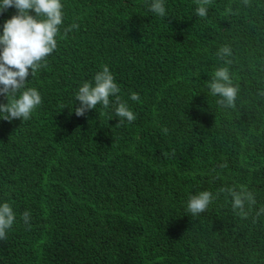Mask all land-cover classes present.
<instances>
[{
    "label": "trees",
    "instance_id": "16d2710c",
    "mask_svg": "<svg viewBox=\"0 0 264 264\" xmlns=\"http://www.w3.org/2000/svg\"><path fill=\"white\" fill-rule=\"evenodd\" d=\"M60 2L57 47L25 81L41 104L0 119V205L15 217L0 264H264V0H210L206 17L201 0H163V17L152 0ZM14 15L0 12V34ZM105 66L134 121L115 96L75 115ZM223 67L232 107L209 88ZM227 189L252 194L246 217Z\"/></svg>",
    "mask_w": 264,
    "mask_h": 264
},
{
    "label": "clouds",
    "instance_id": "9594fccd",
    "mask_svg": "<svg viewBox=\"0 0 264 264\" xmlns=\"http://www.w3.org/2000/svg\"><path fill=\"white\" fill-rule=\"evenodd\" d=\"M209 3L210 0H201V6L196 9L199 17L207 16L206 5ZM10 7L17 9V15L4 23L3 32L0 34V95L5 96L7 100L6 104L0 105V119L9 122L14 119H29L32 111L41 104L38 91L34 88H25V81L29 76V70H31V75L34 74L44 66L45 58L56 49L55 37L63 18L60 0H0V12ZM29 10H32L35 16L29 15ZM150 10L161 17L165 16L163 0H152ZM38 17L43 18L38 19ZM71 27L75 28L77 25ZM230 54L231 50L228 46L222 47L217 53L221 59ZM209 88L213 95L222 97L217 100V104L227 107L234 106L238 88L232 86L227 67L220 68L214 73ZM119 91L113 75L105 66L95 75L94 84L85 82L79 88L75 98V101L79 102V107L74 108L75 115L83 116L98 104L107 109L110 105L109 97L115 96L116 116L125 118L128 122L134 121L136 117L133 112L125 102H120V97L116 95ZM17 93H20L18 98ZM130 99L137 101L139 95L133 93ZM164 132L166 133L167 129H164ZM227 191L232 197L233 208L239 209L240 214L246 217L244 204L245 202L255 203L252 194L232 189H227ZM212 199L213 196L209 191L193 195L188 201L187 211L194 216L201 214L207 210ZM261 213H264V208H261L257 215ZM14 218L9 204L0 205V239L6 238V230L12 226ZM22 219L25 224H28L30 213L24 212Z\"/></svg>",
    "mask_w": 264,
    "mask_h": 264
}]
</instances>
